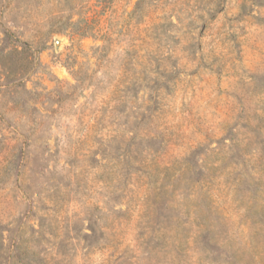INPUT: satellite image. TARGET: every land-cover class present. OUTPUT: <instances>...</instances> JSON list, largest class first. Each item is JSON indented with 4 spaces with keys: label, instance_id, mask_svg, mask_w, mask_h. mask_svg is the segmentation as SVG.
I'll list each match as a JSON object with an SVG mask.
<instances>
[{
    "label": "rangeland",
    "instance_id": "374dc122",
    "mask_svg": "<svg viewBox=\"0 0 264 264\" xmlns=\"http://www.w3.org/2000/svg\"><path fill=\"white\" fill-rule=\"evenodd\" d=\"M0 264H264V0H0Z\"/></svg>",
    "mask_w": 264,
    "mask_h": 264
}]
</instances>
